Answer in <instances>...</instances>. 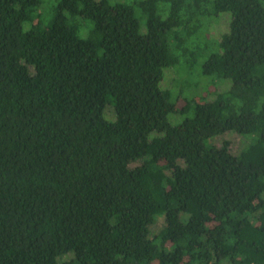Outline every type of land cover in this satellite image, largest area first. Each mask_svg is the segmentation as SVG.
<instances>
[{
	"label": "trees",
	"instance_id": "obj_1",
	"mask_svg": "<svg viewBox=\"0 0 264 264\" xmlns=\"http://www.w3.org/2000/svg\"><path fill=\"white\" fill-rule=\"evenodd\" d=\"M0 264H264V0H0Z\"/></svg>",
	"mask_w": 264,
	"mask_h": 264
},
{
	"label": "rangeland",
	"instance_id": "obj_2",
	"mask_svg": "<svg viewBox=\"0 0 264 264\" xmlns=\"http://www.w3.org/2000/svg\"><path fill=\"white\" fill-rule=\"evenodd\" d=\"M40 1L44 5V11L45 12L48 11V18L51 17L52 10L57 5V0H40ZM214 18H215L214 20L215 21L218 20V22L217 24H214L211 29L209 28L210 34L215 32L216 30H223L224 28H226L230 16L228 14H223V15L214 16ZM210 23H213V20H211ZM85 24L90 26V23L86 21H84L83 25ZM141 32L142 33L145 32V25L143 21L141 22ZM82 33L84 34L83 31ZM199 39L201 40V43L204 42L203 32L201 33V36H199ZM197 47L201 49L206 48V52L202 57L198 59L193 58V56L190 55V52L193 51L194 49H189L188 50L189 54L187 58H181L180 61L175 66L170 68H165L163 70V79L162 82L160 83V87L162 89H166L172 92L174 97L176 95H180V97L184 101H191L192 99H194L196 102L200 101V99L209 101L214 98L216 93L223 92V90H220L219 87L221 80H218L216 78L217 76H204L201 73L202 64L208 58V56L212 53L218 52L217 44L216 47H214V40H212L206 46L200 45ZM166 75L169 78V82L167 85L163 86L164 77ZM222 82L228 83L229 81L227 82L226 80ZM182 99L178 101L179 106L183 104ZM176 115L178 116V117L176 116L177 118L174 117L175 115L168 116V119L172 124H178L185 117V115L184 114L182 115V113H178ZM242 137H240L235 133H228L216 137L215 140L216 143L214 144L219 145L220 143L218 142L220 140L221 141L227 140L231 144V149L234 151L240 149L243 145L248 144L249 142L251 143L254 139V136H242ZM246 139H248L249 142L243 143V142H247Z\"/></svg>",
	"mask_w": 264,
	"mask_h": 264
}]
</instances>
